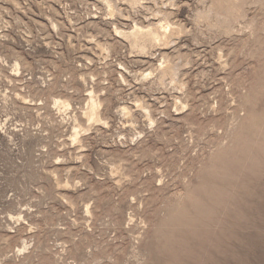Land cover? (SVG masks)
Wrapping results in <instances>:
<instances>
[{
	"label": "rangeland",
	"instance_id": "rangeland-1",
	"mask_svg": "<svg viewBox=\"0 0 264 264\" xmlns=\"http://www.w3.org/2000/svg\"><path fill=\"white\" fill-rule=\"evenodd\" d=\"M112 1L0 0V264H264V0Z\"/></svg>",
	"mask_w": 264,
	"mask_h": 264
},
{
	"label": "bare ground",
	"instance_id": "bare-ground-1",
	"mask_svg": "<svg viewBox=\"0 0 264 264\" xmlns=\"http://www.w3.org/2000/svg\"><path fill=\"white\" fill-rule=\"evenodd\" d=\"M108 6L109 11L112 15L115 14L116 8L112 0H103ZM145 0H130L133 5H141ZM158 1V0H157ZM216 1V0H215ZM235 1V0H233ZM215 4V2L213 3ZM158 20V19H157ZM130 31H117L119 34L123 35L130 42L131 46L139 50H145L149 45L154 46L157 44H169L171 41V35L180 33L181 28L176 27L174 24H171L168 20L159 19L158 22H152L149 27H144L135 23ZM163 64V63H162ZM175 65V64H174ZM163 66V65H162ZM16 69L19 71L20 65L16 63ZM164 73L172 75L175 79L177 72L179 71L177 66L173 64L169 66H164L161 68ZM151 75V73L149 74ZM148 75V76H149ZM56 104L61 107L69 108L70 104L67 102L57 101ZM101 102L94 95L93 92L90 94V102L85 112V116L88 118L89 122H102L101 118ZM127 111V108L123 109ZM78 138V133L76 134V139Z\"/></svg>",
	"mask_w": 264,
	"mask_h": 264
}]
</instances>
